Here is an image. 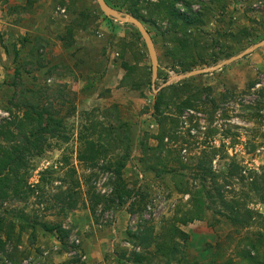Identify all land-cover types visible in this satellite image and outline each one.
<instances>
[{"label":"rangeland","instance_id":"374dc122","mask_svg":"<svg viewBox=\"0 0 264 264\" xmlns=\"http://www.w3.org/2000/svg\"><path fill=\"white\" fill-rule=\"evenodd\" d=\"M8 1L0 0V126L28 110L60 121L62 128L59 137L48 136L40 144V154L28 156L25 194L0 200L2 231L10 221L25 225L9 239L1 233L0 264H254L263 259L260 223L233 226L210 210L180 226L188 239L179 241L181 252L174 260L157 256L153 245L144 248L138 237L148 225L159 234L164 221L192 209L190 196L176 192L181 181L192 183L189 168L180 169L193 168L195 157L210 148L216 150L211 163L216 173H227L232 161L241 167L227 180L228 197L264 215V204L249 190L251 178L264 174V46L219 70L174 79L264 40V0H221L224 10L211 5L205 35L187 56L175 58L193 64L187 72L173 67L178 60L164 34L166 22L156 16L145 20L149 4L157 0H105L123 13L139 9L157 52L155 88L167 83L163 88L169 87L168 93H179L181 101L195 105L172 123L175 140L165 139V150L156 154L143 150L157 145L152 139L158 133L153 117L157 93L151 89L150 59L136 28L106 17L95 0H51L47 8L35 6L38 0H26L23 8ZM186 1L189 10L182 2L176 8L194 13L209 3ZM16 23L26 27L17 30ZM122 64L131 67L129 75ZM178 101L171 99L172 111ZM126 149L130 161L123 180L137 190L133 212V200L120 206L114 196V162ZM73 168L76 176H68ZM73 180L80 183L79 194L68 209ZM93 195L104 201L95 205ZM42 223H60L67 232L64 242L45 232Z\"/></svg>","mask_w":264,"mask_h":264},{"label":"trees","instance_id":"16d2710c","mask_svg":"<svg viewBox=\"0 0 264 264\" xmlns=\"http://www.w3.org/2000/svg\"><path fill=\"white\" fill-rule=\"evenodd\" d=\"M158 2L149 4L152 5V9L149 13V19L153 16L159 17L167 24L164 34L170 37L173 48L171 50V56L173 59L177 56H187L190 52V47L198 44L200 34L205 35L202 31L212 14L213 8L211 5H221V10H224V4L220 3L221 0H209L206 8L200 9V11L188 13L187 11L181 12L176 8L179 2H182L184 8L189 10V1L186 0H168L167 2ZM202 0H197V2ZM129 12L132 16L136 17L139 21L144 23V17L140 13L139 9L133 8ZM146 22V21H145ZM195 30V31H193ZM191 57V56H190ZM183 61L178 58L173 65L174 68L178 67L182 72L189 71L193 64H187L186 57H183ZM126 70V75L130 74L131 67H127L126 64H122ZM150 85V84H148ZM169 87L161 89L155 95V102L153 105V117L158 126V133L152 139L157 142L155 147H149V145L143 146V150L156 152H162L165 150L164 140H175L174 121L179 117L180 113L188 108H195L194 102L190 99L184 101L180 100L179 93L170 92L167 90ZM172 98L179 99L177 107L172 111L170 107V101ZM60 121L51 117H45L44 114H38L32 111H24L22 116L17 118L12 123H6L0 126V200H7L11 197H17L19 194L24 193L27 187V181L25 178V169L27 167L28 156L31 154H40L43 150L42 145L45 139L49 137H59ZM13 126L14 130H10L9 127ZM57 132V133H56ZM48 134V135H47ZM64 140L66 137L61 135ZM261 143L264 146V133L261 135ZM40 144H42L40 146ZM91 149H94V145L90 143ZM128 149V148H127ZM118 156L114 162V172L116 176L114 196L118 200L120 206L126 205L129 201L133 200L129 204L130 211H134L136 203H134L137 196L136 189H129L123 180V171L126 163L130 161L128 156V150ZM180 154V150L178 151ZM216 150L210 148L205 149L202 153L195 157V166L190 168L189 166L182 165L180 170L189 168L190 176H192V183L187 179L185 184L180 182L177 186L176 192L178 194H188L190 196L189 205L192 209H188L181 212L182 216L178 217L177 213L170 219L164 221L161 226L159 234L154 233L153 226H146L143 228L142 233L138 237L140 243L144 248L154 246L156 255L168 260H174L176 256L180 254L181 246L179 241H187L188 235L185 234L180 226L186 225L190 222H194L200 219L202 212L210 210L216 216L226 218L233 226L248 227L253 223H260L262 231L260 230V236H264V215L259 212H254L246 207V204L240 203L236 197H228L225 188L228 186L227 180L233 179L236 173L240 172V165L234 161L230 162L227 173H216L211 166L213 156H215ZM145 154V153H144ZM81 160V155L78 156ZM66 166L68 161L63 158ZM68 176H76L75 169H70ZM178 174L177 172H174ZM184 179L187 176L185 173L180 174ZM220 178L223 179L220 183ZM241 179H243L241 177ZM260 181V182H258ZM185 182V181H184ZM179 184V183H178ZM80 183L76 180L72 181V187L67 189L66 208L71 209L73 202L77 199L79 194ZM72 190H75L72 192ZM249 190L257 198L258 202L264 204V174L261 177L251 178L249 181ZM94 204H101L104 200L99 195H93ZM113 203V201H110ZM0 219V248L5 244V240L2 239L1 233H5L8 239L11 237L16 228H18L19 234H21L25 225L22 223L16 224L12 221L8 223L5 230L2 231V222ZM37 224V223H36ZM35 228V223L31 225ZM42 229L45 232L56 234L61 242L67 235V232L63 229L60 223H42ZM7 233V234H6ZM255 247V246H251ZM140 261V258H136ZM253 258H251L252 260ZM254 264H264V256L261 260L254 261Z\"/></svg>","mask_w":264,"mask_h":264},{"label":"water","instance_id":"95a60500","mask_svg":"<svg viewBox=\"0 0 264 264\" xmlns=\"http://www.w3.org/2000/svg\"><path fill=\"white\" fill-rule=\"evenodd\" d=\"M95 1L97 3L98 7L100 8V10L102 11V13L106 17H108L109 19L117 21V22L122 23V24H130L136 28L141 39L143 40V43L147 49L149 59H150L151 89L154 93H158L160 91V89H162L163 87H165L167 85V83L163 84L162 86H160L157 89L155 88V83L157 81V76H158V57H157V52H156L152 37L149 34V32L147 31V29L144 27L143 23L141 21H139L136 17H134L130 14H127V13H123V12L111 7L110 5H108L106 3L105 0H95ZM263 46H264V40L244 49L241 53H238L237 55L230 57L229 59H227L221 63L213 65L212 67L203 68V69H194V70L190 71V73L178 75V76L174 77V79L181 80V79L194 77V76H198V75H203L205 73H209V72L219 70L223 66H225L229 63L235 62L236 60L249 55L250 53L256 51L257 49H259Z\"/></svg>","mask_w":264,"mask_h":264},{"label":"crops","instance_id":"0c3cea01","mask_svg":"<svg viewBox=\"0 0 264 264\" xmlns=\"http://www.w3.org/2000/svg\"><path fill=\"white\" fill-rule=\"evenodd\" d=\"M51 3V0H38V1H36V4H35V6L36 5H40V4H42L43 5V8H47V6L49 5ZM8 4L9 5H13L14 6V8L17 6V7H20V8H23V7H25V5H26V0H9L8 1ZM40 14L45 18L46 17V14H45V11L42 9V11L40 12ZM22 23L23 22H26L27 23V20L25 19V16H22ZM0 22H1V20H0ZM1 26V25H0ZM13 26H15V28L18 30L19 28H20V30H21V28H25L26 26L25 25H21L20 23H16V24H14ZM28 26V25H27Z\"/></svg>","mask_w":264,"mask_h":264}]
</instances>
